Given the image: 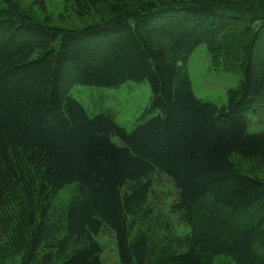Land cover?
Wrapping results in <instances>:
<instances>
[{
	"label": "trees",
	"instance_id": "obj_1",
	"mask_svg": "<svg viewBox=\"0 0 264 264\" xmlns=\"http://www.w3.org/2000/svg\"><path fill=\"white\" fill-rule=\"evenodd\" d=\"M71 2L86 25L65 31L0 0V264H103L105 232L121 264H264V133L246 116L264 109V0ZM201 45L244 77L221 108L193 91ZM127 82L152 91L132 132L71 95ZM159 174L184 230L150 202Z\"/></svg>",
	"mask_w": 264,
	"mask_h": 264
},
{
	"label": "rangeland",
	"instance_id": "obj_2",
	"mask_svg": "<svg viewBox=\"0 0 264 264\" xmlns=\"http://www.w3.org/2000/svg\"><path fill=\"white\" fill-rule=\"evenodd\" d=\"M21 7L34 14L35 18L48 27L62 30H76L85 27V19L77 17L71 0H17ZM186 68L190 76L193 91L197 99L212 103L219 108L227 104L230 89L240 86L244 79L242 72H231L221 65L215 66L210 58L207 47L199 46L190 56ZM84 108L93 116L108 111L114 120L128 132H132L137 124L142 122L141 116L149 105L152 91L148 82H127L117 89L77 86L71 93ZM248 132L264 133V109L246 113ZM150 118V114L144 120ZM112 140L121 144L117 137ZM154 185L150 202L172 218L179 229L182 224L176 216L169 215L170 206L177 198V191L172 181L165 175H154ZM71 187L60 193L57 200H65L71 194ZM56 200V201H57ZM103 247L101 260L103 264H121L117 253L114 235L103 233L97 237ZM228 260V259H227ZM226 259H220L216 264H228Z\"/></svg>",
	"mask_w": 264,
	"mask_h": 264
}]
</instances>
